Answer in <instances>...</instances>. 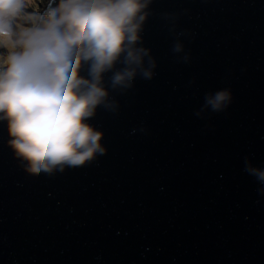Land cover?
I'll list each match as a JSON object with an SVG mask.
<instances>
[{"label": "water", "instance_id": "95a60500", "mask_svg": "<svg viewBox=\"0 0 264 264\" xmlns=\"http://www.w3.org/2000/svg\"><path fill=\"white\" fill-rule=\"evenodd\" d=\"M147 11L155 75L124 92L106 75L119 108L88 121L105 154L36 171L0 122V264H264V184L246 171L264 168V0ZM224 90V111L203 109Z\"/></svg>", "mask_w": 264, "mask_h": 264}, {"label": "clouds", "instance_id": "9594fccd", "mask_svg": "<svg viewBox=\"0 0 264 264\" xmlns=\"http://www.w3.org/2000/svg\"><path fill=\"white\" fill-rule=\"evenodd\" d=\"M153 2L48 0L36 15L25 12V0H0V122H7L16 158L54 173L106 153L104 133L88 121L101 106L119 108L107 74L119 92L154 77L155 59L141 46ZM231 102L230 90L217 91L203 109L222 112ZM246 171L264 184V168L246 161Z\"/></svg>", "mask_w": 264, "mask_h": 264}, {"label": "rangeland", "instance_id": "374dc122", "mask_svg": "<svg viewBox=\"0 0 264 264\" xmlns=\"http://www.w3.org/2000/svg\"><path fill=\"white\" fill-rule=\"evenodd\" d=\"M48 0H25V12L39 15L46 6ZM0 51H4L0 49Z\"/></svg>", "mask_w": 264, "mask_h": 264}]
</instances>
